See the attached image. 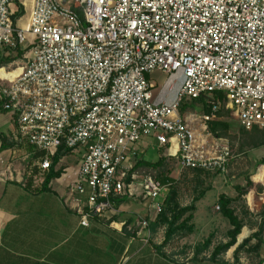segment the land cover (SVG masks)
Returning a JSON list of instances; mask_svg holds the SVG:
<instances>
[{
    "label": "built area",
    "instance_id": "1",
    "mask_svg": "<svg viewBox=\"0 0 264 264\" xmlns=\"http://www.w3.org/2000/svg\"><path fill=\"white\" fill-rule=\"evenodd\" d=\"M14 1L0 0V59L23 47L26 61L0 66V109L15 116L17 139L44 152L40 183L60 147L79 155L69 189L89 188L82 225L125 192L161 211L171 183L131 170L147 139L182 168L224 175L231 151L208 126L219 108L245 129L264 127V0H34L15 20ZM155 71L178 79L172 100L154 92ZM200 96L211 110L198 131L179 109ZM148 224L137 219L139 232Z\"/></svg>",
    "mask_w": 264,
    "mask_h": 264
},
{
    "label": "crops",
    "instance_id": "2",
    "mask_svg": "<svg viewBox=\"0 0 264 264\" xmlns=\"http://www.w3.org/2000/svg\"><path fill=\"white\" fill-rule=\"evenodd\" d=\"M33 1L15 0L11 5L13 17L29 11ZM25 53L23 47L3 52L0 66L20 69L26 61ZM167 78L159 71L149 75L155 93ZM16 126L15 116L0 109V264H264V216L257 218L258 224L243 219L233 209V201L230 208L242 228L236 243L215 259H211L214 248L229 240L227 232L232 228L225 216L224 221L215 216L202 226L192 222L194 230L187 239L195 236L196 241H189V247L175 246L174 239L185 236L178 233L158 250L165 226L140 232L137 227L139 217L152 221L156 216L152 201L125 192L111 197V208L100 216H89L88 225H82L77 209L78 204L85 206L89 188L85 186L83 194L69 189L79 167V155L67 152L53 163L54 177L43 189V183L35 179L39 151L26 140L17 139ZM261 172L252 175L254 183H260ZM28 177L31 182L27 185ZM210 212L215 213L213 208ZM254 233L261 238L258 250L243 249L235 261L236 247ZM255 242L253 237L249 245Z\"/></svg>",
    "mask_w": 264,
    "mask_h": 264
},
{
    "label": "rangeland",
    "instance_id": "3",
    "mask_svg": "<svg viewBox=\"0 0 264 264\" xmlns=\"http://www.w3.org/2000/svg\"><path fill=\"white\" fill-rule=\"evenodd\" d=\"M15 20V17H13ZM173 82V89L168 91L167 87ZM179 82L177 78H167L166 83L161 88V92H167L166 99L172 100L178 91ZM182 107V110H180ZM181 116L194 115L197 120L193 122V126L198 131L200 128V116L206 113L202 102L194 100H184L180 106ZM219 118L216 120L228 122L230 127L223 131L222 128H217V133L223 139V142L228 144L231 151V159L229 161V171L227 174H219L218 172H211L202 169L182 168L173 158H168L164 154L165 148L155 142L154 139L149 138L144 145H140V154L136 156L137 159L149 158L155 161L158 157L164 158V163L159 168H152L143 166L141 169L150 171L152 174L161 177L164 175L168 178L167 182L176 189L177 201L180 205H187L192 202L195 196H200L201 192L204 195L196 201V208L193 212V220L196 226L203 225L206 221L217 216L218 221L225 220L220 213V209L215 206L219 205V196L225 195L233 198L232 206L241 218L253 221L258 224L257 218L264 216V173H260L258 178L260 183L252 181V175L258 171L264 170V164L261 160L264 159V127L255 126L251 129H245L239 125L233 110L221 106ZM214 121V120H213ZM209 126V124H208ZM136 158H131L134 161ZM250 178L252 185L249 191L238 196L236 190L237 186L246 188V179ZM166 182V183H167ZM170 186H165L159 201L168 194ZM213 208L215 213H211ZM251 208V209H249ZM165 229L161 232L164 234ZM187 232H182V235L174 239L175 246L189 247V241H196V237L187 239ZM183 242V243H182ZM184 250V249H183Z\"/></svg>",
    "mask_w": 264,
    "mask_h": 264
},
{
    "label": "trees",
    "instance_id": "4",
    "mask_svg": "<svg viewBox=\"0 0 264 264\" xmlns=\"http://www.w3.org/2000/svg\"><path fill=\"white\" fill-rule=\"evenodd\" d=\"M18 15H21V12H19ZM215 97H220L222 99L223 94L218 93L214 96V98ZM195 100L202 102L206 113L211 110V104H210L211 99L209 96H200L199 98H197ZM220 109L221 108H219V110L217 111L218 117H219V114L221 111ZM180 110H182V107ZM218 127L222 128L223 131H226L230 127V125L228 122H223V121H219V120H214V121L209 122V129L214 134H216L217 136L220 135L219 133L216 132ZM160 148L163 149V147H160ZM67 152H68V150L64 149L63 147H60L57 150V152L51 157L52 165H53V163H56L59 160V158L62 155L66 154ZM36 155L39 156L40 158H42L44 156V152L39 151ZM163 163H164V158L161 156L158 157L155 161L150 160L149 158H146V159L140 158V159L136 160V162H135V164L131 170L134 171L135 169H137L140 166H147V167H152V168L156 169V168H159L160 166H162ZM261 163L264 164V159L261 160ZM262 173H264V170H262L261 174ZM52 177H54V173L50 169L48 171V174L45 176L44 181H43V184H42L43 189L46 188L47 184L49 183V181ZM159 179L163 183H166L168 181V178H166L164 175L159 177ZM30 182H31V179H30V177H28L27 185L30 184ZM246 182H247L246 188L241 187V186L236 187V190L238 192V196H242L249 191V188L252 185V182H251L249 177H247ZM169 186H170V188L168 190V194L163 199V201H160L161 207H162L161 211L156 214V216L153 218L152 221L149 220V224H148L149 228L151 230H154L157 227L162 226V225L165 226L164 239L158 246H156V248L158 250H161L163 247H165L168 244V242L176 234L182 233V232H187V233L193 232L194 224L192 223V220L194 217L193 212L196 208L195 202L198 201L204 195V192H201L200 193L201 195L195 196L192 199V202L190 204L182 206L177 201L176 189L174 187H172L171 184ZM218 201H219L220 211H221L222 215L228 219V221L232 225V228L230 230H228V232H227V236L229 237V240L226 243L218 244L214 248L213 253L211 255V259H215V257L217 255H219L220 253L226 251L231 246H233L236 243V240H237L236 238H237V236L240 233L241 228H242L241 220L234 214V211L230 208V203L233 201V198L225 197L224 195H220ZM253 237L256 238V242L253 245H249V243ZM260 243H261V238L259 236V233H254L252 236L244 239L236 247V249L234 251L235 261L238 260V254L241 250L248 249V250H252V251H257ZM246 246H247V248H245Z\"/></svg>",
    "mask_w": 264,
    "mask_h": 264
},
{
    "label": "bare ground",
    "instance_id": "5",
    "mask_svg": "<svg viewBox=\"0 0 264 264\" xmlns=\"http://www.w3.org/2000/svg\"><path fill=\"white\" fill-rule=\"evenodd\" d=\"M176 145H174L171 149L170 152H173L175 150Z\"/></svg>",
    "mask_w": 264,
    "mask_h": 264
}]
</instances>
